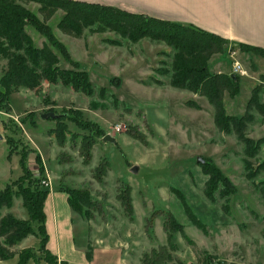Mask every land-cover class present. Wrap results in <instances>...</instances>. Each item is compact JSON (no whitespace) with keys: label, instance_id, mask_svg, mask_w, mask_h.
Masks as SVG:
<instances>
[{"label":"rangeland","instance_id":"rangeland-1","mask_svg":"<svg viewBox=\"0 0 264 264\" xmlns=\"http://www.w3.org/2000/svg\"><path fill=\"white\" fill-rule=\"evenodd\" d=\"M88 2L140 11L130 0ZM20 3L42 19L38 3ZM63 15L58 9L47 21L55 41L27 25L32 43L51 48L62 68L72 69L75 63L77 70L85 71L96 85L107 87L122 105L115 108L108 99L94 97L99 105L94 107L83 93L46 81L34 90L16 87L9 96L11 111H0V189L6 184L14 190L21 185L33 188L40 180L49 193L87 191L91 204L82 207L81 213L72 210L75 245L85 251L90 247L87 259L93 260L91 264H264V116L261 121L257 117L258 122L246 132L254 142L263 138L259 151L249 156L233 134L217 130L205 96L171 87L159 76L157 68L169 51L164 42L143 38L131 43L109 29L91 35L85 30V38H75L58 28ZM240 51L241 46L228 42L223 52L208 61L212 73L233 74V58L247 71V75L238 73L235 96L223 94V107L230 115L244 113L260 81L252 65L264 73L263 57L250 54L251 64ZM6 63L0 53V77ZM152 76L165 84H149ZM190 101L199 108L189 105ZM46 112L57 117L42 119ZM57 120L68 129L62 145L52 132ZM75 120L96 123L115 142L96 137L93 129H83ZM83 136L92 139V147H86ZM23 153H27L31 173L14 186L22 175L19 160ZM211 160L233 185L228 200L217 196L211 201L205 196L208 175L204 165ZM103 161L109 165L98 178L96 168ZM133 166L136 172L131 171ZM126 187L130 188V212L122 202ZM13 202L14 215L10 213L28 219L21 198ZM5 209L9 208H2V215ZM18 243L13 250L32 248ZM17 259L0 264H15Z\"/></svg>","mask_w":264,"mask_h":264},{"label":"trees","instance_id":"trees-1","mask_svg":"<svg viewBox=\"0 0 264 264\" xmlns=\"http://www.w3.org/2000/svg\"><path fill=\"white\" fill-rule=\"evenodd\" d=\"M20 1L38 3L40 5L38 13L42 19H38ZM58 9L64 12L57 23L58 28L64 34L75 38H85V30L88 35H91L109 29L131 43H137L143 38L164 42L169 47V51L166 53L167 59L161 61L157 68L159 76L165 78L171 87L205 96L213 108V121L217 130L225 135L233 134L243 144L249 156H254L259 151L263 138L254 142L246 135V132L250 126L258 122V118L261 121L264 116V74L260 75L259 83L253 87L244 113L226 114L223 107V94L225 91L231 96L238 93V74L212 73L208 67L209 59L224 51L228 43L225 38L177 21L136 14L118 7L83 0H0V53L7 61L6 71L0 77V111H11L9 96L16 87L24 86L34 90L40 87L43 81L50 84H62L83 93L91 98L94 107L99 106L94 102V97L102 101L108 99L115 108L122 105V102L110 93L107 87L96 85L89 80L85 71L77 70L75 63L72 62L75 66L72 69L62 68L58 65V58L51 48L46 44L39 47L32 43L25 29L27 25H33L41 34L55 41L47 21ZM241 48L243 51H252L264 57L262 48L251 46ZM62 50L67 57L70 56L64 45ZM149 84L164 85L165 83L160 78L152 76ZM188 104L199 108L194 101ZM77 113L81 115L80 110ZM75 121L77 126L83 129L89 127L93 129L96 137L104 136L103 129L96 123L89 120ZM57 123L52 132L58 143L62 145L68 129L61 120H57ZM133 137L142 139V136L138 134H134ZM83 139L85 140L84 136ZM90 140H85L87 148L92 147V139ZM84 148L85 146H82V149ZM26 157L27 153L20 156L22 175L13 182L14 186H17L23 178L27 179L31 173L26 164ZM108 165L107 161H103L97 166L98 178L104 175ZM38 173H43L42 166L39 167ZM204 174L208 175L205 196L211 201H216L217 196L228 200L233 194V185L212 160L204 165ZM28 180L30 182L32 179ZM39 182L40 180L33 188L21 185L14 190L11 185L6 184L0 189V210L12 207L14 198L20 197L28 213V219L21 220L15 218L10 212L4 215L0 212V261L17 256L15 264H27L29 260H32L34 264H68L65 261H58L57 257L46 248L44 204L49 188H43ZM124 191L125 196L122 202L127 212H130L132 211L130 188L126 187ZM65 193L68 205L77 213H81L82 207L91 204L88 192L85 190L70 189ZM33 223L36 229L32 226ZM28 235L39 238L36 248L20 251L12 249ZM90 251L88 247L86 250L88 259L91 257Z\"/></svg>","mask_w":264,"mask_h":264},{"label":"crops","instance_id":"crops-1","mask_svg":"<svg viewBox=\"0 0 264 264\" xmlns=\"http://www.w3.org/2000/svg\"><path fill=\"white\" fill-rule=\"evenodd\" d=\"M130 1L132 7L140 10L132 11L134 13L169 19L215 33L230 42L231 46H251L264 49V0ZM240 52L249 61L250 54L255 57H263L251 52ZM235 62L241 66L243 73L240 74L247 75V71L240 61L233 58V63ZM252 66L255 67L254 71L259 72L260 79V75L264 74L263 71H259L255 65ZM13 205L4 211L14 215ZM44 212L48 251L55 255L58 261H65L68 264H91L93 260L88 261L85 249L75 245L76 225L73 223L75 212L68 205L66 193L58 190L50 192L44 204ZM22 217L21 219H26L24 216ZM38 243L39 240L36 236L34 238L27 237L19 242L18 246L36 248ZM12 258H17V256ZM31 262L34 264L33 261Z\"/></svg>","mask_w":264,"mask_h":264},{"label":"water","instance_id":"water-1","mask_svg":"<svg viewBox=\"0 0 264 264\" xmlns=\"http://www.w3.org/2000/svg\"><path fill=\"white\" fill-rule=\"evenodd\" d=\"M56 117H57V116H56L53 112H46V113H43V114L41 115V118H42V119H47V118H51V119H53V118H56ZM0 139H2V136H1V135H0ZM103 139H104L105 141H108V142H111V143H114V142H115V139H114L111 135H109V134H106V135L103 137ZM197 161H199V162H203L202 158H198ZM131 171H132V172H136V171H137V167H136V166L131 167Z\"/></svg>","mask_w":264,"mask_h":264},{"label":"built area","instance_id":"built-area-1","mask_svg":"<svg viewBox=\"0 0 264 264\" xmlns=\"http://www.w3.org/2000/svg\"><path fill=\"white\" fill-rule=\"evenodd\" d=\"M233 73H236V74L243 73L241 66L238 62L233 63ZM117 130H118V127H117Z\"/></svg>","mask_w":264,"mask_h":264}]
</instances>
